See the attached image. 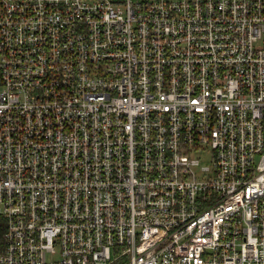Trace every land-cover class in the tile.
<instances>
[{
    "label": "built area",
    "instance_id": "obj_1",
    "mask_svg": "<svg viewBox=\"0 0 264 264\" xmlns=\"http://www.w3.org/2000/svg\"><path fill=\"white\" fill-rule=\"evenodd\" d=\"M0 264H264V0H0Z\"/></svg>",
    "mask_w": 264,
    "mask_h": 264
},
{
    "label": "rangeland",
    "instance_id": "obj_2",
    "mask_svg": "<svg viewBox=\"0 0 264 264\" xmlns=\"http://www.w3.org/2000/svg\"><path fill=\"white\" fill-rule=\"evenodd\" d=\"M205 162V161H204Z\"/></svg>",
    "mask_w": 264,
    "mask_h": 264
}]
</instances>
